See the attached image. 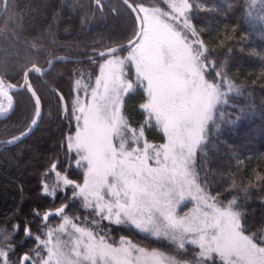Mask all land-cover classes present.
Listing matches in <instances>:
<instances>
[{"label":"trees","instance_id":"16d2710c","mask_svg":"<svg viewBox=\"0 0 264 264\" xmlns=\"http://www.w3.org/2000/svg\"><path fill=\"white\" fill-rule=\"evenodd\" d=\"M130 1L141 17L140 4L166 8L162 0ZM187 1L186 19L193 36L188 35L203 46L199 49L203 74L218 91L195 152V178L217 206L236 215L240 232L264 248V0ZM135 31V16L120 0H7L0 13V76L19 84L31 65L45 67L58 55L87 57L91 50L125 43ZM129 49L121 46L112 55L122 56ZM103 57L56 60L42 78L29 73L42 105L39 124L26 138L0 150V228L8 229L0 248L7 245L8 262L21 264L23 253L33 254L34 234L42 237L46 226L67 216L111 244L128 239L176 261L195 256L192 264H222L216 255L201 259L196 244L180 245L164 235L107 220L74 195V185L84 172L66 145L75 127V88L77 95L88 92ZM78 82L82 86L77 88ZM53 89L64 97L65 109ZM144 101L143 87L136 84L123 101L127 118L133 112L142 121ZM34 111L31 95L25 89L18 91L14 110L0 120V146L27 127ZM146 123L145 119L140 127L144 138L158 143L154 140L162 134ZM55 162L56 171L71 184L52 195L42 189Z\"/></svg>","mask_w":264,"mask_h":264},{"label":"rangeland","instance_id":"374dc122","mask_svg":"<svg viewBox=\"0 0 264 264\" xmlns=\"http://www.w3.org/2000/svg\"><path fill=\"white\" fill-rule=\"evenodd\" d=\"M162 1L166 8L140 4L143 25L135 45L122 56L101 58L88 92L77 95L75 88V127L66 145L84 172L74 185V195L114 223L161 234L180 245L196 244L201 259L216 255L222 264H264V248L240 232L236 215L217 206L195 178V152L218 91L205 80L199 54L203 46L192 37L186 19L188 1ZM136 84L145 93L142 121L133 112L127 118L123 109L124 98ZM3 103L0 99V108ZM145 119L146 125L154 124L162 134L154 140L158 143L144 138L140 127ZM149 137L155 135L149 133ZM55 168L51 167L42 192L53 195L71 184ZM43 230L42 237L34 234L33 254L23 262L192 264L197 259L176 261L128 239L111 244L67 216ZM7 232L6 227L0 228V239ZM7 253V245L0 248V264H10Z\"/></svg>","mask_w":264,"mask_h":264},{"label":"water","instance_id":"95a60500","mask_svg":"<svg viewBox=\"0 0 264 264\" xmlns=\"http://www.w3.org/2000/svg\"><path fill=\"white\" fill-rule=\"evenodd\" d=\"M120 1H122L130 9V11L134 14L135 19H136V26H137L136 33L134 34V36L130 40L126 41L123 44L124 46H131L140 36L141 29H142V20H141V17L139 15L137 9L134 7V5L129 0H120ZM112 51H113L112 48H107V49L102 50V51H95L94 53H92L91 55H89L87 57H70V56H65V55H58V56L52 57L45 67L40 68V67H37L34 65L29 67L25 71L24 79H23L21 86L26 85L29 93L31 94V96L34 100V103H35V113L33 115V118L31 119L29 125L22 132H20L17 136H15L11 141H9L7 144H5L1 149H4V148L9 147L11 145L17 144L22 139H24L28 135H30L33 132V130L36 128V126L39 124V121H40V118L42 115V105H41V101L39 99V96L37 95V93L35 92L33 87L31 86V83L29 81V78H28V72L29 71L33 70L36 74H38L39 76H42L46 71H48L51 68L53 63L58 59H61L63 61H67V60L80 61V60L86 59V58L90 59V58H95V57L103 56L106 54H110ZM0 83L2 84L1 78H0ZM14 87H12V88H14ZM0 90H1V88H0ZM55 92L60 97V99L62 101V105L65 109L66 103H65L64 97L62 96V94L58 90H55ZM13 106H14V100L11 98L10 105L6 109L0 110V120L7 117V115L13 109ZM52 166L54 168L56 166V164L55 165L53 164ZM23 258H24V256L22 257V261H23Z\"/></svg>","mask_w":264,"mask_h":264},{"label":"flooded vegetation","instance_id":"af4514ba","mask_svg":"<svg viewBox=\"0 0 264 264\" xmlns=\"http://www.w3.org/2000/svg\"><path fill=\"white\" fill-rule=\"evenodd\" d=\"M6 3H7V0H3V2H2V6H1V10L2 11H0V13H2L3 12V10L5 9V7H6ZM3 6H4V9H3ZM31 66H33V65H31ZM30 66V67H31ZM34 66H36V65H34ZM38 67V66H37ZM52 67V66H51ZM29 68V67H28ZM27 68V69H28ZM40 68H42V67H40ZM26 69V70H27ZM25 70V71H26ZM25 71H24V74H25ZM30 72H32V73H34L35 75H37L38 77H40V78H42L43 77V75L42 76H39L38 74H36L33 70H31V71H29L28 72V78H29V73ZM47 72V71H46ZM24 74H23V79H24ZM0 78H1V82H2V84L0 83V88H1V90H0V99H1V101L3 100L4 101V103H3V105H2V108H5V107H7V105H8V103H11V98L14 100V106H13V109L11 110V112L14 110V108H15V105H16V93L18 92V91H20V90H23V89H25V90H27V92L29 93V91H28V89H27V87H26V85H24V86H21V84H22V82H23V79H22V81L19 83V84H14V83H11V82H8V81H6V80H4L1 76H0ZM29 81H30V78H29ZM30 83H31V81H30ZM15 86V87H14ZM31 86H32V84H31ZM12 87H14V88H12ZM33 87V86H32ZM34 88V87H33ZM7 93V94H6ZM1 108V109H2ZM10 112V113H11ZM9 113V114H10ZM8 114V115H9ZM7 115V116H8ZM7 118V117H6ZM6 140V139H5Z\"/></svg>","mask_w":264,"mask_h":264}]
</instances>
